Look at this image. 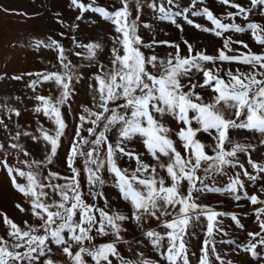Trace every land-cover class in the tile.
<instances>
[{
  "label": "snow or ice",
  "instance_id": "1",
  "mask_svg": "<svg viewBox=\"0 0 264 264\" xmlns=\"http://www.w3.org/2000/svg\"><path fill=\"white\" fill-rule=\"evenodd\" d=\"M221 2L235 11L218 14L204 0H116L113 7L71 0L77 20L92 12L111 23L105 40L76 31L71 47L51 35L33 38V47L53 50V60L11 76L28 77L32 121L20 123L27 109L0 104V170L21 213L17 219L0 209V264H162L147 248L164 264H240L233 257L241 252L264 255V184L253 191L245 180L264 178V156H254L264 150V50L252 48L264 49V0ZM145 7L181 32L189 25L214 34L218 45L209 52L187 36L142 33L153 27L141 19ZM85 83L87 102L77 99ZM108 184L126 211L114 205ZM221 193L238 207L250 202L255 228L243 220L249 212L206 202ZM223 217L245 232L235 249L224 247L232 238ZM198 233L197 254L190 238Z\"/></svg>",
  "mask_w": 264,
  "mask_h": 264
},
{
  "label": "rangeland",
  "instance_id": "2",
  "mask_svg": "<svg viewBox=\"0 0 264 264\" xmlns=\"http://www.w3.org/2000/svg\"><path fill=\"white\" fill-rule=\"evenodd\" d=\"M106 6L113 7L116 4V0H98ZM187 2V0H185ZM246 7L251 4V0H239ZM206 5L211 6L214 11L218 14L225 13L228 10L235 11L234 8L229 9L225 6L221 0H204ZM0 5L5 8L17 9L16 12H4L0 9V104L7 103L8 105H15L27 109L23 115L19 118L21 124L32 121L31 107L36 102L31 99L32 93L27 88L26 82L28 80L27 75L24 76L23 80H13L11 76L13 73L26 74L36 69L44 68L48 66V62L53 60V50L44 49L41 47H33V38L46 39L49 35L54 36L58 40H62L66 46L71 47V36L73 31L77 32L78 36H88L100 39L102 42L105 40V33L111 31V23L102 19L99 14L89 12L81 20H77L76 17L79 14L77 9L72 6L71 0H0ZM27 13V15H25ZM57 16L66 21L65 24H60L57 20ZM255 20H261L260 13H256L252 17ZM141 19H147L153 27L151 29H144L141 26V32L148 34L154 33L155 38L168 39L180 41L184 36L190 38L193 42L199 41L201 47H206L211 52L214 47L218 45V39L214 34H209L203 30L196 29L194 26L186 25L185 31H179L175 25L167 21H158L145 7V11ZM200 22H206L205 18H199ZM95 21V22H93ZM237 22H244L243 17H238ZM72 24H79V29L74 30L70 27ZM60 32L67 33L66 36L61 37ZM242 36L244 39H249L247 35L236 34ZM234 47H239L234 45ZM253 50L260 51L264 50L259 47L258 44H252ZM158 51L163 54L166 49L165 47H159ZM7 73L4 77L3 74ZM45 94L47 93V85L44 88ZM79 95L78 100L85 101L89 99L87 92V84L81 85L78 88ZM20 97L21 99H17ZM7 98V99H5ZM75 108L76 105L74 104ZM2 114V113H0ZM68 117L71 119L72 113L68 112ZM17 117L13 114L12 121H9V127L12 128L13 122L16 121ZM41 119L47 118L41 116ZM4 132L0 128V139H3ZM244 138L251 139L253 142L256 141V136L251 132H244ZM28 147L34 151H39L30 141L27 142ZM2 155V154H0ZM255 157L264 156V150L254 153ZM59 167V164H57ZM252 169L250 168V171ZM223 183H227L228 177L220 178ZM247 187L250 190H257L259 184H264V178H260L258 183L247 181ZM223 186V184L221 185ZM106 191L109 194L110 199L114 205L119 204L122 210H127L126 203H120L116 199V190L111 184L105 186ZM18 195L13 190L8 180L6 179L4 171L0 170V209L6 210L10 215L19 219L21 213L14 206V201L18 199ZM217 199L224 200V204L218 205L223 207L227 211H238V212H249V216L243 217L244 222L249 228H255L256 221L254 213L251 212L250 202L241 201L239 207L237 202L230 200V198L224 197L221 194H215L208 197V203H215ZM225 225L230 227L231 241L227 238L224 247H230L232 249L237 248L238 245L246 242L245 232L243 229L238 228L234 225V222L230 217H223ZM3 231L0 226V232ZM203 239V233H198L197 237L190 238V247L192 252L198 254L197 245ZM148 242L145 241V245ZM146 253L152 258L159 259L164 264L163 258L155 251V249L147 248ZM258 250L264 252V249ZM121 251L126 252V246L121 247ZM55 259H64L63 256L57 250H54ZM193 261L196 260V256L191 257ZM240 264H262L264 261V255L260 257H252L250 253L241 252L239 255L233 257Z\"/></svg>",
  "mask_w": 264,
  "mask_h": 264
}]
</instances>
